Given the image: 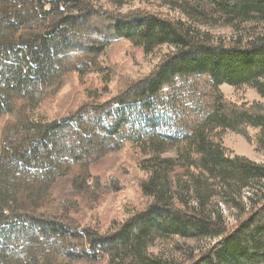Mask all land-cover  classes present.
<instances>
[{"label":"trees","instance_id":"obj_1","mask_svg":"<svg viewBox=\"0 0 264 264\" xmlns=\"http://www.w3.org/2000/svg\"><path fill=\"white\" fill-rule=\"evenodd\" d=\"M159 1L205 24H264V0ZM120 40L144 53L161 45L173 51L114 98L84 100L48 122L33 120L34 106H51L74 73L98 66L105 48ZM196 76L206 77L202 90L190 81ZM262 78L264 37L214 42L179 19L146 11L112 14L91 0H0V264L103 258L106 264H264V188H252L264 181V165L227 156L220 142L221 131L248 139V129H258L257 146L264 149V106L233 104L219 90L255 85L264 97ZM183 86L198 90L208 108L200 117H172L186 146L175 160L157 158L140 184L145 208L106 235L79 224L73 193L99 201L106 185L91 167L111 152L103 149L134 121L149 123L151 106ZM181 176L188 186L178 183ZM60 183L69 185L72 198L54 195ZM213 187L218 200L240 212L230 227L211 203ZM246 188L251 193L243 205ZM170 235L218 240L189 250L179 262L147 254L155 238Z\"/></svg>","mask_w":264,"mask_h":264},{"label":"rangeland","instance_id":"obj_2","mask_svg":"<svg viewBox=\"0 0 264 264\" xmlns=\"http://www.w3.org/2000/svg\"><path fill=\"white\" fill-rule=\"evenodd\" d=\"M91 3L95 7H101L117 15L146 11L179 19L192 30L207 34L214 42L221 41L224 44L230 42L232 38L246 40L251 36L264 37L263 23L252 22L237 27L205 24L191 20L180 9L159 0H120L119 4L117 0H91ZM172 51L171 45H161L151 53H144L140 49L132 47L125 40L113 42L97 58L98 66L89 67L85 74L74 73L69 78L51 106L47 104L34 106L32 118L35 122H48L53 114H62L70 108H76L84 100L92 101L98 97L100 101H105L114 98L130 84L154 71ZM205 80V76H196L190 81L193 82L192 85H197L202 90ZM259 83H264V78L260 79ZM176 90L175 95L163 96L161 102H156L151 106L149 123L143 124L134 121L135 126H131V130L111 141L108 144L110 148L103 149L111 150V152L91 167L92 174L98 175L100 181L106 185L105 190L98 194L101 195L99 201L88 199L91 195L87 196L78 191V194L73 193L74 196H77L75 201L77 202L76 207H78L77 213L73 217L79 224L88 223L92 228H96L101 234L106 235L114 231L121 222L145 208L146 200L142 196L140 184L149 173H152L157 158L161 161L175 160L179 151L182 148L185 149L186 146L182 135H177L182 130H178L179 127L174 124L175 120L172 117L183 114L189 118H196L200 117L201 112L208 108L207 101L194 87L190 86L186 89L183 86ZM219 90L224 98L233 104L247 107L264 106V97L259 94L255 85L236 87L223 84L219 86ZM258 134V129H248L249 137L247 139L239 133L224 130L220 133L221 146L227 156L245 157L257 164L264 165V149H259L257 146ZM177 178L178 183L182 186L190 184V180L185 176ZM252 188L263 189L264 181L255 182ZM218 191L216 187L211 188V192L214 194L211 203L217 204L225 222L230 227L241 215L233 205L228 206L217 199L220 197ZM53 193L59 198L73 197L69 185L64 183L58 184L53 189ZM250 193L249 188L242 191L243 205L248 203ZM186 200L189 206H196V199L191 192L187 194ZM216 240L202 237L185 238L180 235L157 237L148 245L146 252L151 256L179 262L185 259L189 250L197 252L207 249ZM77 264H106V259Z\"/></svg>","mask_w":264,"mask_h":264}]
</instances>
